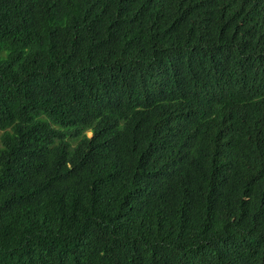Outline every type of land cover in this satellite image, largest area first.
I'll return each mask as SVG.
<instances>
[{"label": "trees", "instance_id": "16d2710c", "mask_svg": "<svg viewBox=\"0 0 264 264\" xmlns=\"http://www.w3.org/2000/svg\"><path fill=\"white\" fill-rule=\"evenodd\" d=\"M0 264H264V0H0Z\"/></svg>", "mask_w": 264, "mask_h": 264}, {"label": "rangeland", "instance_id": "374dc122", "mask_svg": "<svg viewBox=\"0 0 264 264\" xmlns=\"http://www.w3.org/2000/svg\"><path fill=\"white\" fill-rule=\"evenodd\" d=\"M0 136H1V130H0ZM0 144H1V142H0Z\"/></svg>", "mask_w": 264, "mask_h": 264}]
</instances>
